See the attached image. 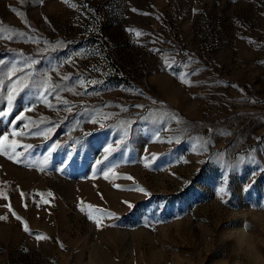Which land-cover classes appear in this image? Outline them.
I'll use <instances>...</instances> for the list:
<instances>
[{"label":"rangeland","instance_id":"obj_1","mask_svg":"<svg viewBox=\"0 0 264 264\" xmlns=\"http://www.w3.org/2000/svg\"><path fill=\"white\" fill-rule=\"evenodd\" d=\"M0 138V264H264V0H0Z\"/></svg>","mask_w":264,"mask_h":264},{"label":"snow or ice","instance_id":"obj_2","mask_svg":"<svg viewBox=\"0 0 264 264\" xmlns=\"http://www.w3.org/2000/svg\"><path fill=\"white\" fill-rule=\"evenodd\" d=\"M13 11H15V10H13ZM139 34V33H138ZM11 99H12V97H11V95L9 96V102H11ZM3 115H6V113H2ZM22 115L23 114H21V117H22ZM21 117H17V119H20ZM2 139H6V138H0V140H2ZM110 149H105V151L107 152V151H109ZM136 190H138V191H140V192H145V190L143 189V188H137ZM221 191H223V189H221ZM146 194V193H145ZM129 206H131V205H129ZM13 215H15V213H13ZM89 218H91V217H89ZM17 219H20L19 217H17ZM97 226L99 227V222H97ZM25 231H27V228H25ZM44 238H46V237H41V236H39V235H37L36 236V239L37 240H39V239H44Z\"/></svg>","mask_w":264,"mask_h":264}]
</instances>
